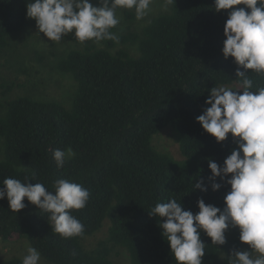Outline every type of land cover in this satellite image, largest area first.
<instances>
[{
  "label": "trees",
  "instance_id": "trees-1",
  "mask_svg": "<svg viewBox=\"0 0 264 264\" xmlns=\"http://www.w3.org/2000/svg\"><path fill=\"white\" fill-rule=\"evenodd\" d=\"M229 11L217 13L215 0H174L171 12L154 17L143 36L132 30L118 36L123 44L138 42V55L124 47L113 50L116 41L106 39L100 42L105 47L88 40L89 45L60 58L58 69L77 82L70 107L25 94L7 100L0 115V187L5 178H27L55 191L54 181L63 178L88 189L90 198L84 208L70 210L85 226L83 235L63 238L52 231L50 213L27 198V207L14 212L5 197L0 200V239L27 237L54 264H116L107 242L90 250L83 243L108 219V242L125 248L133 264H177L159 226L166 218L151 216V209L175 199L195 214L201 198L223 209L230 191L220 178L215 182L222 187L212 190L208 161L222 166L238 148V138L229 133L218 143L197 121L210 107L205 102L211 88L242 85L239 66L222 52ZM26 24L27 0H0V52ZM118 27L111 29L115 35ZM72 38L79 42L75 34ZM247 71L251 91L264 87V75ZM165 128L179 132L183 160L154 145ZM68 148L75 155L58 167L53 151ZM200 179L207 192L195 189ZM201 239L206 244L202 264H209L219 245L203 231ZM226 241L222 264H229L233 250L240 248L237 238ZM22 262L0 256V264Z\"/></svg>",
  "mask_w": 264,
  "mask_h": 264
},
{
  "label": "clouds",
  "instance_id": "clouds-1",
  "mask_svg": "<svg viewBox=\"0 0 264 264\" xmlns=\"http://www.w3.org/2000/svg\"><path fill=\"white\" fill-rule=\"evenodd\" d=\"M173 2L165 0V8ZM152 3L153 0H99L100 6H94L90 0H35L27 4V17L34 18L39 32L51 41H60L75 30V37L81 43L88 40L100 43L106 39L118 42L111 31L120 23L117 9L134 8L139 20L148 14ZM237 5L246 7H234ZM229 9L222 52L225 59L232 57L239 66L236 75L242 85L211 88L205 102L210 107L203 110L197 121L218 143L225 141L229 133L238 138V148L231 151L222 166L211 158L208 161L212 190L222 187L215 182L220 178L230 185V191L224 197L223 209L206 204L203 198L198 200L199 212L195 214L184 210L175 199L157 203L151 209V216L166 218L159 226L177 264H202L206 244L201 239V231L211 238L212 244L224 245L230 227L239 228L240 241L251 250L234 249L228 258L229 264H264V87L251 91L253 80L247 71L264 75V0H215L217 13ZM74 155L71 148L53 151L61 168ZM27 181V178L25 182L5 178L0 187V200L7 197L10 209L19 212L27 207L24 202L27 198L50 213L53 232L63 238L83 235L85 226L70 210L87 205L88 189L63 178L54 181L55 191H48L42 183ZM195 189L208 191L203 179L195 183ZM40 260L37 249L28 246L22 264H39Z\"/></svg>",
  "mask_w": 264,
  "mask_h": 264
},
{
  "label": "rangeland",
  "instance_id": "rangeland-1",
  "mask_svg": "<svg viewBox=\"0 0 264 264\" xmlns=\"http://www.w3.org/2000/svg\"><path fill=\"white\" fill-rule=\"evenodd\" d=\"M35 0H27V4ZM94 6H100L99 0H90ZM172 4L165 8V0H153L150 11L143 19L136 18L135 9H117L116 15L120 23L116 36L125 34L129 30L143 36V29L154 17L171 12ZM127 11L134 14L129 18ZM75 30L63 37L60 41H51L44 33L39 32L34 18L27 17L25 28L12 35L9 45L0 52V115L5 113L4 104L11 97L25 94L41 100H58L70 107L77 91V82L70 73L58 69V61L72 49H82L89 43L77 42L72 37ZM97 47H105L104 43H96ZM127 48L133 55H138V42L121 43L116 41L113 50ZM224 87L240 88L237 82ZM154 145L162 152L169 153L177 160H183L181 151V136L172 128L163 129L154 137ZM2 152H0V158ZM110 221H104L103 226L92 235L84 237L83 243L87 249L96 248L101 242H107L111 248L110 256L116 264H133L128 251L118 245L108 242ZM226 240L232 237L240 241L238 227L226 231ZM32 246L27 237L7 241L0 239V256L11 259L24 258L27 247ZM239 250H251L250 246L240 241ZM41 254V253H40ZM226 253L219 245L217 256L209 264H222ZM39 264H54L47 261L42 255Z\"/></svg>",
  "mask_w": 264,
  "mask_h": 264
}]
</instances>
